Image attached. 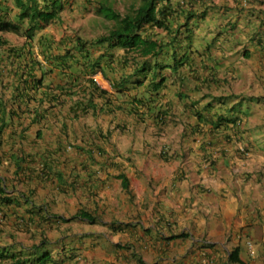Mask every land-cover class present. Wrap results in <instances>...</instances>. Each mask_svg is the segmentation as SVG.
I'll use <instances>...</instances> for the list:
<instances>
[{"label":"trees","instance_id":"16d2710c","mask_svg":"<svg viewBox=\"0 0 264 264\" xmlns=\"http://www.w3.org/2000/svg\"><path fill=\"white\" fill-rule=\"evenodd\" d=\"M125 1L127 8L121 13L115 9L116 0H88L84 5L86 11L92 9L111 25L103 24L104 31L85 37L74 31L58 32V36L45 32L51 26L62 31L60 14L76 0H0V162L1 158L8 159L14 165L15 176L35 173L33 168L24 166L30 163L21 148L28 127L24 117L29 119V125L39 124L49 111L63 105L69 97L75 98L70 100L68 109L74 118L90 113H123L135 125L150 124L158 135L176 123L173 106L164 99L166 93L173 92L179 102L188 105L186 108L195 120L182 130V138H204L199 145L202 152L209 151L217 139L228 140L230 135L240 133L239 127L236 128L238 117L231 116L232 108L224 106L223 99L229 96L211 95L213 88L221 83L211 63L216 61L212 50L222 33L210 38L197 32L217 6L211 0ZM261 25L264 27V21ZM9 35L24 41L13 45ZM4 63L21 65V76L2 81ZM97 74L108 81L111 91L93 81ZM203 100L206 102L200 106ZM38 136L37 132L35 140ZM84 150L79 149L86 154L84 161L74 166L56 164L49 152L38 154L40 166L34 178L51 183L60 194L75 193L84 184L94 197L100 185L99 169L110 167L111 155L97 150L100 160H95L94 151ZM159 156L166 163L182 160L178 151L169 154L163 150ZM95 164L98 168H91ZM90 168L91 176L86 183L81 182L82 175ZM118 180L124 193L133 200L126 175L120 173ZM4 186L0 179V225L12 219V235L29 231L31 227L42 229L58 217L46 205L30 203L23 205L22 211H16L20 202ZM19 197L23 201L27 195ZM67 220L96 223L100 218L80 208ZM31 248L36 250L34 245ZM32 249L0 247V264L51 261L50 254L44 251L34 258L27 257ZM228 260L230 264H244L238 247L229 253Z\"/></svg>","mask_w":264,"mask_h":264},{"label":"crops","instance_id":"0c3cea01","mask_svg":"<svg viewBox=\"0 0 264 264\" xmlns=\"http://www.w3.org/2000/svg\"><path fill=\"white\" fill-rule=\"evenodd\" d=\"M211 1L218 9L208 14L197 31L210 38L222 33L212 50L216 61L211 63L216 79L221 83L213 88L211 95L229 96L233 103L247 104L248 117L243 118L234 111L230 114L238 117L239 125L245 124V138L233 136L225 142H217L207 152L200 151L198 143L197 154L190 153L187 157L180 151L187 148L181 135L183 124L180 119L191 113L186 108L188 105L185 107V103L179 102L175 93L168 92L164 99L172 104L176 123L164 128L156 143L164 144V148L172 152L182 153L180 162H167L170 167L166 175L159 170L153 173L145 170L141 176L135 166L126 161L127 156L131 157L130 150L119 152L118 157L112 154L110 167L99 169L97 176L105 189L107 185L112 186L109 192H117L119 199L112 200L116 208H110L106 211L110 213L102 216L98 191L91 197L82 184L83 190L79 189L77 195L60 194L51 183L33 180L26 188L32 191L31 204L46 203L58 217L42 229L31 227L24 232L27 238L22 243L10 234V231L14 232L12 219L6 222L7 225H0V238L7 237V246L28 249L35 244L38 247L37 242L44 239L43 248L55 250L48 264H230L229 253L238 247L239 258L244 264H264V141L252 136V132H257L264 138V27H261L264 0ZM138 127L156 134L151 125ZM107 128L105 124L104 130ZM167 132L179 133L172 137V145L164 143ZM176 136L181 142L179 149L175 145ZM77 145L84 146L80 142ZM54 147L61 148L58 142ZM64 154L63 166L84 161L81 152L75 149L71 156ZM191 157L198 159L196 163L191 162ZM185 158L189 159L185 161ZM91 168L97 169L98 164ZM91 168L82 175L81 182L86 183ZM187 172L193 177L189 178ZM120 173L129 180L133 200L127 198L121 188ZM164 175L165 187L159 184L162 190L156 200L158 190L153 192L152 188L139 185L136 191L133 187L144 177L158 181ZM188 181L194 185L191 193L188 192ZM100 187L99 191L102 190ZM75 195L78 196L76 203L82 202L78 206L75 203L76 207L73 204ZM191 196H194L192 201ZM119 203L122 209H119ZM82 205L90 206L91 209H84L96 213L100 220L96 223L68 221L71 215H63L62 207L66 206L73 215L83 208ZM21 208L16 211H22ZM78 224H82L81 229L88 230L84 233L75 231ZM51 233L57 235L51 236ZM3 246L0 243V247Z\"/></svg>","mask_w":264,"mask_h":264},{"label":"rangeland","instance_id":"374dc122","mask_svg":"<svg viewBox=\"0 0 264 264\" xmlns=\"http://www.w3.org/2000/svg\"><path fill=\"white\" fill-rule=\"evenodd\" d=\"M87 3H88V0H76V2L73 3V5H71L67 9H64V11H62V13L60 14L61 22H62V25H61L62 31L51 26V27L47 28L45 30V32L50 33L53 36H58L57 35L58 32L62 33L64 31H67V32H70V31L73 32L74 31V32H77L80 36L91 37L93 35H97V33L104 31V27L106 25H111V22H108L107 20H103L102 17L97 16L95 14V12L90 8L88 9V11H86V9L84 8V5H86ZM114 6H115V9L117 11H120L121 13H123L124 10L127 8L126 7L127 3L125 0H116V3L114 4ZM103 24H105L104 27H103ZM199 30H200V28H199ZM9 39H10V42L12 44H20L24 41L23 38H20V37L15 36V35H9ZM237 77H238V75H237ZM7 98H8V96H7ZM223 101L226 102V104L224 106L226 108H232V111L238 113L237 115H240L243 118L249 116L248 115L249 109H248V106L245 102L239 101V102L233 103L229 98H224ZM205 102L206 101H204V100L201 101L200 106L204 105ZM252 102H255V101H251L250 103H252ZM250 114H252V112H250ZM189 117L192 118V114H189ZM64 118H65L64 115L61 114V115H59V118L57 120H63ZM185 118H186V116H185ZM117 119L123 120L122 117H118ZM104 121L108 125H111V123H109L110 120L108 118H106L104 120V118L101 119L98 117L94 118L92 120L81 119V120L75 121V122L67 121L66 122L67 128L65 130L61 131V130H58L57 128H55L53 125V120H50L47 123L45 122L44 124L40 125L41 131L44 133V136H43V142L44 143L43 144L45 145V142H51V141H53V138L59 137L60 138V146L63 147L62 150L64 152H66L65 151L66 147L69 146V148L67 150V153L69 154V156H71V154L74 153V148H75V146H77L78 142L82 143L83 145H90V144L92 145L95 143V144H97V146H100L102 149H104L106 151H110L112 148H115V152L113 153L115 157H118L119 152H122V151L124 153H128V151H126L128 149L132 152V154H131V157L133 160L132 164L135 166V169L139 173V175H141V176L144 175L145 170L148 171L149 173H153V172L159 170L161 173L166 175V173L168 172V168L170 167V164L163 162L158 155L160 152L159 150L162 148V147H159L160 143L159 144L156 143L157 141H159V138H160L159 135H154L152 131L146 132L145 128L141 130V127H136V125L132 121H125V120H123L122 122L119 121L120 124H118V125L121 128L122 127L126 128L127 131L126 130L124 132L118 131L115 133L113 130H111V128H107L106 130H104V128H105V125L103 124ZM243 125L245 126V124H240V125L237 124L236 128L239 127V130H241V131L238 135H230V138H232L233 136L238 138V139L245 138V136L243 134V133H245ZM229 126H231V125H229ZM221 129H222V127H221ZM93 130H94L95 135L97 137L96 139L92 137ZM110 130H111V132H110ZM60 135H62V136H60ZM165 135H167V138L165 139L164 143L172 145L173 144L172 143V141H173L172 137L175 135L179 136V133L174 134L173 132H167V133H165ZM103 136H107V138H103ZM177 136H176L175 145H177V148L179 149V147L181 146L180 145L181 142H180L179 137H177ZM252 136L260 142L264 141V138H262L261 135L257 132H252ZM155 138H157V139H155ZM201 140H202V137L199 138L198 136L190 137L187 140H185L187 143V148L182 149V150H185L187 152L186 153L187 157L189 156L190 153H196L197 154L196 144L201 143ZM226 140L227 139H225V140L217 139L216 141L218 143H220V142H225ZM202 141L203 142L205 141L204 138ZM162 142H163V140H162ZM153 143H154V145H153ZM160 145L164 147V144H160ZM188 159L185 158V161H187ZM191 159H192L191 162L193 164L196 163V161L198 160V159L195 160V157H191ZM177 162H180V160H178ZM187 164L189 166V163H187ZM138 167H140L139 170H137ZM187 174L189 175V178L193 177V175H191L189 172H187ZM165 175L161 176L162 178L159 179L158 181H154L150 177L149 178L144 177L143 179H141L142 182L139 181L137 183H134L135 186H133V187H135L136 191H137L139 185H144V186L150 187V188H152L151 190L153 192H154V190H158V192L155 194V197H154V200H156L157 196H160V191L162 190L161 186L165 187L164 182H163ZM208 175H210V174L208 173ZM182 178L183 179L185 178L184 174L182 175ZM160 183H161V186H159ZM193 186L194 185L188 181V192L189 193H191ZM111 187H112L111 185H107V188L105 189V186H102L101 189L103 191L102 190L99 191L100 196H101L100 200H99V202H101V203H99V204H100V206H102L101 207L102 211H101L100 216L104 215V213H110V212H106L110 208H116V206H115L116 203L114 201L112 202V200H118L119 196H118V193L115 191L109 192ZM55 191L58 192L57 190H55ZM76 195L74 197L75 201L73 204H75L76 201L78 200V196H76ZM193 199H194V196H191L190 200L192 201ZM145 200H146V198H144V200H143L144 203H145ZM63 201H66V200H63ZM66 202L68 203V205L72 204L70 201H66ZM66 202H64V205H67ZM89 202L90 201H86L85 203L88 204ZM80 203H82V202L78 201V203H76L77 206L80 205ZM44 204L46 205V203H44ZM76 204L74 207H76ZM90 204H91V202H90ZM149 204H151V202H149ZM82 207L86 208V209H91L90 206L82 205ZM50 208H51V206H50ZM62 209L65 210L63 215H66V216L72 215V213L70 211H68L70 209H67L66 206L62 207ZM119 209H122L121 203H119ZM51 212L53 213V209ZM101 218L104 219L103 217H101ZM5 225H6V223H5ZM78 225L79 226L76 228L75 231L80 232V233H84L85 231L88 230L86 228L81 229L82 224H78ZM10 234H12L11 231H10ZM53 234L55 235L56 233H51V236ZM14 235L16 237L15 240H17V242H19V243H22L23 239L27 238L25 233H22V234L21 233H18V234L14 233ZM49 240H50V236H49ZM0 243L3 245H8L7 237L3 240L1 239ZM12 243L14 244V241H12ZM43 247H44L43 243H41L38 247H36V250H35V248L34 249L30 248L34 251L31 252L32 251L31 250L29 253L26 254V256L34 258L36 256L41 255L42 254L41 249ZM55 247H57V246H55ZM42 251L47 252L48 254H50V256H52L53 252L55 250H49L48 248H43ZM24 252H25V250H24ZM24 255H25V253H24Z\"/></svg>","mask_w":264,"mask_h":264},{"label":"clouds","instance_id":"9594fccd","mask_svg":"<svg viewBox=\"0 0 264 264\" xmlns=\"http://www.w3.org/2000/svg\"><path fill=\"white\" fill-rule=\"evenodd\" d=\"M13 45H15V44H13ZM4 65H5V68L2 65V73H3L2 74L3 75L2 76L3 77L2 81H4V79L6 77H7V79L10 78L12 80V78H19L21 76V74L23 72V68H22L21 65H19L17 63L14 64L13 66H11L9 64L7 65L6 63H4ZM6 69H7V73L5 74V70ZM93 81L99 87H101L102 89H104L106 91H111L110 84L100 74H97V75L93 76ZM74 99L75 98H73V97L65 98L64 100H66V102L63 103V105H60L59 107H56V108L52 109L51 111H49V113L46 115L45 119L42 120L39 124L29 125V119L28 118L25 119V117H24V124H26V126H28V127H27L26 132L24 133L26 141L24 143H22L21 148H22V151L24 152V154L27 155V158H28L27 160L30 162V163L27 164V166L25 164H24V166L28 167V168H33V170L35 172L34 174H30L28 172L26 174V172H24L23 174H19V175L15 176L14 175V165H12L11 162L8 159L1 158V162H0V179L5 182L6 186H4V187L7 188V192L11 195V197L15 198L18 202H20V207L19 208H21L25 204L28 206L30 203H32L31 197H30V195L32 194V191L28 190L29 188L28 189H26V188L32 183L33 180H36L34 178V175L36 176L38 167L40 166V160L38 158L36 159L38 154L49 152V154H50L49 156L51 157V159H53L55 161L56 164H58V165L64 164V160H65V156H64L65 154L64 153L65 152L62 150L63 147H61V148L59 147L58 149H55L56 147H54V145L57 142L60 144V138L59 137H55V138H53V141L45 142V145H44L43 144L44 143L43 142L44 133L41 131L40 125L44 124L45 122L47 123L50 120H53L54 127L57 128L58 130L63 131V130H65L67 128V125H66L67 121L75 122V121H79L81 119H90V120H92V119L97 118V117L101 118V119L104 118V120L106 118H108L110 120L109 123H111V125H108L105 121H104L103 124L104 125L107 124L108 128H111V130H113L116 133L118 131L123 132L122 130H120L122 128L118 125V124H120L119 121L122 122L123 120H125V121H132L134 123L132 118L126 116L123 113H116L114 115H107L104 112L103 113H99L97 115H93L92 113H90V114H87V115H84V116L79 115V117L74 118L73 115L68 112V109L71 106L70 100H74ZM61 114H63L65 118L63 120H57L59 118V115H61ZM118 117H122L123 120L117 119ZM180 121H182V124H183V129L182 130H185V128H188L190 125H192L195 122V120L193 118H189V117L185 118V116H182ZM142 126H144V125H142ZM136 127H138V125H136ZM111 130H110V132H111ZM126 131H127V129H126ZM37 132L39 134V136H38L39 139L37 138L35 140ZM155 135H157V134H155ZM181 135H182V133H181ZM60 136H62V135H60ZM92 137L95 138V139L97 138L96 135H95L94 130H93ZM103 138H107V136H103ZM161 147L162 148L159 150L160 152H159L158 155H160V153L163 150H168L169 154L173 153L171 150H169V148H167V147L164 148L163 146H161ZM68 148H69V146L66 147V150H65L66 153H67ZM85 148H88L89 150L94 151L95 160L96 159L100 160V158H99V156L97 154V150H104V149H102L100 146H97V144H95V143L92 144V145L91 144L90 145H84V146H81V147H79L77 145V146H75L74 149H75V151L80 152L79 149L85 151L84 150ZM114 150H115V148H112L111 151H106V150H104V151H106L109 155L112 156V154L114 153ZM182 152L187 153L185 150H182ZM81 154H82L83 158L85 159L86 154H83V153H81ZM28 156H30L33 160H29ZM111 156H110V158H111ZM112 158H113V156H112ZM57 159H59V160H57ZM160 159L162 160V158H160ZM25 161H26V158H25ZM60 161H62V162L59 163ZM126 161H129L130 163H132L133 160L131 159L130 156H127L126 157ZM8 175H10V177ZM100 185H101V187H100V189H101L103 184L101 183ZM79 189L83 190V187L81 186L80 188H78L75 193H77V191H79ZM85 190H86V188H85ZM97 191L99 193V188H98ZM68 193H70V192H68ZM23 194L27 195L26 198H23V201H28L29 203H24L22 201V199H20L19 196H21ZM34 205L35 206H39V205H45V204H34ZM49 209L50 208H48L47 210L50 211ZM52 214H54V213H52ZM1 225H3V224H1ZM41 243H44V239H42L41 241L37 242L38 246ZM5 246L9 247L7 245H5ZM34 246L37 247L36 244ZM31 247L32 246H30L29 248H31ZM12 248H16V247L13 246Z\"/></svg>","mask_w":264,"mask_h":264}]
</instances>
